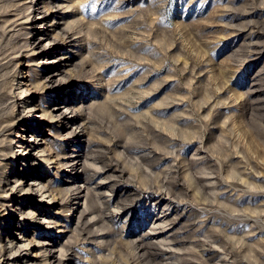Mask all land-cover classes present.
<instances>
[{
	"label": "rangeland",
	"instance_id": "rangeland-1",
	"mask_svg": "<svg viewBox=\"0 0 264 264\" xmlns=\"http://www.w3.org/2000/svg\"><path fill=\"white\" fill-rule=\"evenodd\" d=\"M40 1L0 0V179L27 175L0 206L11 258L264 264V0Z\"/></svg>",
	"mask_w": 264,
	"mask_h": 264
},
{
	"label": "bare ground",
	"instance_id": "bare-ground-1",
	"mask_svg": "<svg viewBox=\"0 0 264 264\" xmlns=\"http://www.w3.org/2000/svg\"><path fill=\"white\" fill-rule=\"evenodd\" d=\"M24 5L27 9H30V8H34L37 10L41 9V11H39V13H43V14L47 13V10H45V9H47L48 5L44 4L43 6H41L40 0H28V3H26V4L24 3ZM38 24L39 23L37 21H34V20L28 21V25H30L32 27L39 26ZM24 32H25V30H24ZM26 33H30V32H26ZM39 40H40L39 38H37V39H31V38L29 39L28 38L25 40L24 46L26 49L32 51L33 53L39 52V54H44V55H41L40 58L39 57L37 58L39 60V63H41L43 61L44 62H47V61L51 62V61L55 60L56 57L55 58H53V57L49 58L47 53L41 52L43 42L39 41ZM8 42H9V39H8ZM21 42H22V40H21ZM17 43H19V42H17ZM45 59H47V60H45ZM56 74H57L56 70H53L51 68H47L43 72V74L41 75L39 82L43 85H49V83L53 84L54 82H57ZM26 90H30V89L28 87L21 88L20 92H18V94H21V93L23 94ZM35 109H31L29 113L31 115L37 116V110H35ZM54 110L56 111L59 109L56 106H54L52 109H43V114L48 115V114L52 113L51 115H49L52 117L56 116V115L63 114V112L61 110L58 113L54 112V114H53ZM62 119H63L62 121L66 120L65 117H63ZM25 135L27 136L28 134H26V132H23V131L20 132L18 134L19 139L8 140L7 144H5V146H3L1 149L5 150L6 153L8 152L11 154H15L16 153L15 148L17 147V145L22 144V145H25V147H26L25 151H27V149H29L30 147H32L35 144V141L30 139L29 137L25 138ZM5 141H7V140H5ZM26 165L29 166V162ZM31 179H33V177ZM26 182H27V175H22V177L19 175H15L13 181H11V177L8 175L6 177H4L3 180L0 179V206L1 207L4 206L5 210H7L9 208V205H10L7 203V200H8L7 197H10V196L14 197V192L21 185H22V189H25L24 185ZM27 184H28V188L31 189V187H32L31 183L30 184L27 183ZM45 186L46 185H44V184H40V190L43 193H46L49 190V188H46ZM12 197H11V199H12ZM51 199L52 200L55 199L54 193H53V197ZM19 248L20 247L16 243H14V241H12L9 244H7L6 242L5 243L0 242V259L2 257H5L4 261H5V259H7L8 264H37L34 260H31V259L26 260L25 257H22L20 255L11 258V254L16 253L19 250ZM53 256L54 255L50 253V257H53Z\"/></svg>",
	"mask_w": 264,
	"mask_h": 264
}]
</instances>
